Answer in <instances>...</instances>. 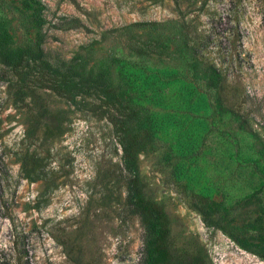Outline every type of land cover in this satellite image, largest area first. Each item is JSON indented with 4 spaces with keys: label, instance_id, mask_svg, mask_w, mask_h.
<instances>
[{
    "label": "rangeland",
    "instance_id": "1",
    "mask_svg": "<svg viewBox=\"0 0 264 264\" xmlns=\"http://www.w3.org/2000/svg\"><path fill=\"white\" fill-rule=\"evenodd\" d=\"M42 2L46 58L107 70L152 118L154 136L137 158L139 178L146 197L167 213L174 245H202L211 264H264L206 226L192 205L195 195L204 196L235 209L237 224H247L264 206V184L233 156L263 169L264 157L228 117L212 120L214 93L193 75L181 45L186 32L205 54L228 55L250 123L264 141V0ZM18 5L0 0V30L26 41L27 17L15 11ZM136 22L159 25L140 30ZM132 35L154 50L131 52ZM12 78L0 65V264H141L144 230L126 200L116 111L99 98L75 105L38 89L34 99L45 114L30 137L32 116L15 105ZM221 129L238 138V149Z\"/></svg>",
    "mask_w": 264,
    "mask_h": 264
},
{
    "label": "trees",
    "instance_id": "2",
    "mask_svg": "<svg viewBox=\"0 0 264 264\" xmlns=\"http://www.w3.org/2000/svg\"><path fill=\"white\" fill-rule=\"evenodd\" d=\"M18 3L15 11L27 17V39L16 41L12 33H1L0 30V65L12 73L9 87L16 101L15 105L27 106L31 113L30 137L36 134L41 117L45 114L43 104L34 99L35 96L38 97V89H50L57 96L75 105L88 97L103 100L116 111L112 121L121 146L122 165L128 174L125 180L126 200L132 212L139 217L144 230L141 264H211L202 245H174L170 220L163 206L145 195L139 178L137 158L139 153L147 149L154 136L152 118L149 114L140 112L139 106L133 102L130 95L113 83L107 70L88 69L87 66L72 61L67 64L58 57L52 62L49 61L44 50L45 35L42 32V26L45 24V4L42 0H18ZM157 25L159 22L132 24L140 30H150ZM78 26L80 22L73 24V27ZM181 45L182 52L189 58L193 75L214 93L210 107L212 120L228 117L254 139L256 152L260 157H264V141L250 123L252 116L247 111L244 95L239 91L229 70L228 55L222 53L218 58H214L205 54L200 41L186 32L182 33ZM126 47L138 55H149L154 50L151 44L140 40L136 35L126 41ZM229 60L233 61L231 55ZM29 129L27 128V134ZM221 132L238 149V138L228 130L221 129ZM233 157L241 166L251 165L264 184V169L259 167L257 160L242 159L237 153ZM39 177L40 174L36 178ZM254 197V194L247 196L249 201ZM192 201L194 209L201 215L206 226L220 229L239 247L264 258V206L260 205L259 211L247 224L239 225L235 209L221 207L218 202L200 195H195Z\"/></svg>",
    "mask_w": 264,
    "mask_h": 264
}]
</instances>
